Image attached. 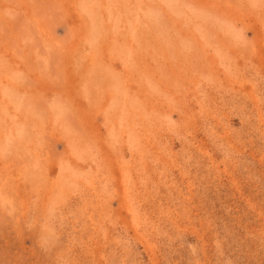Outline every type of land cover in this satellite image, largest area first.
Returning a JSON list of instances; mask_svg holds the SVG:
<instances>
[{
  "label": "rangeland",
  "instance_id": "1",
  "mask_svg": "<svg viewBox=\"0 0 264 264\" xmlns=\"http://www.w3.org/2000/svg\"><path fill=\"white\" fill-rule=\"evenodd\" d=\"M0 264H264V0H0Z\"/></svg>",
  "mask_w": 264,
  "mask_h": 264
}]
</instances>
